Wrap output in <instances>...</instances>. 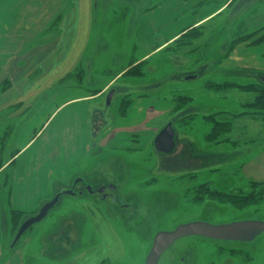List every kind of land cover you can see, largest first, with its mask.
<instances>
[{
	"label": "rangeland",
	"instance_id": "rangeland-1",
	"mask_svg": "<svg viewBox=\"0 0 264 264\" xmlns=\"http://www.w3.org/2000/svg\"><path fill=\"white\" fill-rule=\"evenodd\" d=\"M247 2L236 0L207 27L152 53L161 40L144 38L134 30L129 19L135 12L132 2L95 0L94 28L83 59L91 81L81 83L82 88L97 91L114 76L136 70L113 82L118 91L110 104L113 88L94 103L100 111L97 119L119 123L114 117L120 114L121 88L131 87L130 93L139 88L140 95L127 99L131 106L123 114L128 122L123 119L119 124L139 123L142 134L126 145L133 152L105 148L94 153L92 167L78 169L71 181L54 190L51 200L80 176L96 184L118 182L121 203L132 202L139 209L132 213L109 207L99 196L91 198L85 192L78 197L63 194L49 215L18 242L25 264H145L158 232L196 220L214 225L264 221V185L247 176L259 175L264 168L258 159L264 148V121L256 111L264 113L263 104H257L259 92L230 85L259 84L264 76L262 48L256 49L258 68L254 64L251 73L244 69L248 47L237 44L243 46L241 52L230 53L236 41L250 34L254 18H260V5L245 11ZM84 73L81 67L72 85H79ZM169 123L177 140L171 156L181 153L189 162L195 160L192 154H199L203 158H198L199 167L178 168L155 150L156 136ZM53 246L57 258L42 261L41 253L52 252ZM159 264H264V233L245 244L185 238Z\"/></svg>",
	"mask_w": 264,
	"mask_h": 264
},
{
	"label": "crops",
	"instance_id": "crops-1",
	"mask_svg": "<svg viewBox=\"0 0 264 264\" xmlns=\"http://www.w3.org/2000/svg\"><path fill=\"white\" fill-rule=\"evenodd\" d=\"M128 1L135 9L129 17L134 30L144 38H160L151 51L154 53L169 47L177 38L207 27L236 0ZM256 4L260 5V18H254L250 34L243 36V41H236L230 51L241 52L244 45L248 47L246 73H251L254 64L258 68L257 48H262L261 57L264 56V0H248L244 9L248 11ZM94 9L95 0H0L2 264H25L18 244L12 247L13 229L23 217L22 222L39 212L54 196V190L71 181L78 169L92 167L94 153H103L105 148L111 152H133L135 149L126 145L142 134L137 128L139 123L119 124L123 119L128 122L122 105L133 93L140 95L137 87L133 93L131 87L121 88L120 114L114 117L119 123L97 119L100 111L94 102L113 88L119 76H127V71L114 76L100 90L82 88L81 83L91 81L83 59L94 28ZM241 58L235 54L236 60ZM81 67L85 75L79 77V85H72ZM262 150L258 159L264 166ZM261 169V174L247 176L264 183V168ZM52 242L55 244L54 239ZM52 249L41 253L42 261L57 258L58 252L54 246Z\"/></svg>",
	"mask_w": 264,
	"mask_h": 264
},
{
	"label": "water",
	"instance_id": "water-1",
	"mask_svg": "<svg viewBox=\"0 0 264 264\" xmlns=\"http://www.w3.org/2000/svg\"><path fill=\"white\" fill-rule=\"evenodd\" d=\"M264 83V77L261 78ZM114 90H111L108 96L110 104ZM155 150L163 155H170L176 149V132L173 124L169 123L155 138ZM73 195V192H64L56 195L51 201L44 204L37 215L24 221L12 242L15 247L23 235L36 224L42 222L58 204L60 197ZM264 233V221L261 220H244L227 224L214 225L208 222H190L177 226L171 231L159 232L153 241V246L147 256L146 264H158L164 252L180 239L199 236L219 241H237L252 242Z\"/></svg>",
	"mask_w": 264,
	"mask_h": 264
},
{
	"label": "flooded vegetation",
	"instance_id": "flooded-vegetation-1",
	"mask_svg": "<svg viewBox=\"0 0 264 264\" xmlns=\"http://www.w3.org/2000/svg\"><path fill=\"white\" fill-rule=\"evenodd\" d=\"M112 90L115 91V93L118 91L117 88H113ZM177 141V140H176ZM177 146V144H176ZM175 151V150H174ZM194 152V151H193ZM174 153V152H173ZM170 154V155H163L164 157L168 158L170 157V159L168 161H173L174 162V166H178V168H186V170L188 171L189 167H199L198 166V158L199 159H203L198 153L197 156H194V154H192V158L195 159L193 161H189V162H186L184 161V158L183 156L180 154H177L175 157L174 156H171L173 155ZM160 154V153H159ZM197 158V159H196ZM173 165V164H172ZM201 170V169H200ZM186 171V172H187ZM198 171V170H197ZM77 177V176H75ZM116 181H118L116 179ZM96 181L95 180H92L91 179H87V178H82L80 176H78L77 178H75L71 184V188L70 189H66V190H63L61 193H64V192H73V195L74 197H78V196H83L84 195V192L87 194V196L91 197V198H96V196H99L100 199L102 200L103 203H109V207H119L123 210H130L131 209V212L132 213H137L138 212V205H136L135 203H132L130 202L129 204H122L121 201H122V197H121V189H120V185L118 182H114L115 184H113L112 182L110 183H106V184H96L95 183ZM107 191H110V192H107ZM114 193L116 194V196L114 197ZM58 195V194H57ZM114 197V198H113ZM121 203V204H120ZM198 220L196 221H191V222H197ZM240 221H244V220H240ZM202 222H205V221H202ZM186 223H190V222H186ZM185 223V224H186ZM227 224V223H225ZM162 232V231H161ZM159 233V232H158ZM157 233V234H158ZM156 234V235H157ZM155 235V236H156ZM154 236V238H155ZM193 237H199V236H193ZM189 238V237H187ZM200 238H203V237H200ZM185 239V238H183ZM207 239V238H205ZM182 240V239H180ZM178 240V241H180ZM209 240H212V239H209ZM154 241V239H153ZM177 241V242H178ZM212 241H217V242H225V243H248V242H237V241H219V240H212ZM175 242V243H177ZM174 243V244H175ZM173 244V245H174ZM172 245V246H173ZM153 246V244H152ZM171 246V247H172ZM169 247L165 252L164 254L171 248ZM152 248V247H151ZM151 250V249H150ZM149 254V253H148ZM163 254V255H164ZM162 255V256H163ZM161 256V257H162ZM147 259V258H146ZM161 259V258H160ZM160 261V260H159ZM146 264V262H145ZM159 264V263H158Z\"/></svg>",
	"mask_w": 264,
	"mask_h": 264
},
{
	"label": "trees",
	"instance_id": "trees-1",
	"mask_svg": "<svg viewBox=\"0 0 264 264\" xmlns=\"http://www.w3.org/2000/svg\"><path fill=\"white\" fill-rule=\"evenodd\" d=\"M238 42V41H237ZM236 42V43H237ZM126 73V72H125ZM137 73V71L136 70H134L133 71V69H132V72L129 70V71H127V73H126V75L128 74V75H130V74H136ZM262 78L264 77V76H261ZM231 86H236V87H239L240 89H242V90H244V91H251V90H254V91H256V92H259V97H258V99H257V104H260V102H262V104L263 105H261L262 107H263V109H264V83L261 81L259 84H252V85H246V86H244V85H237V84H230ZM180 102V101H179ZM126 103H128V104H126ZM129 103H130V101H127V99L126 100H124V103H123V105H122V112H126L125 110H127V108H128V106H129ZM182 103V102H181ZM183 110V111H182ZM181 111L182 112H185L186 110H184V108L183 109H181ZM258 113H260L261 115H262V119H263V121H264V113H261L260 111H258V110H256ZM254 183V182H253ZM254 184H257V183H254ZM259 184H261V185H264V183H259ZM15 216H17V217H19V214H16ZM19 226H20V223L18 222L16 225H15V227H14V229H13V232H14V234L13 235H15V233H16V231H18V228H19Z\"/></svg>",
	"mask_w": 264,
	"mask_h": 264
},
{
	"label": "bare ground",
	"instance_id": "bare-ground-1",
	"mask_svg": "<svg viewBox=\"0 0 264 264\" xmlns=\"http://www.w3.org/2000/svg\"><path fill=\"white\" fill-rule=\"evenodd\" d=\"M60 201V200H59Z\"/></svg>",
	"mask_w": 264,
	"mask_h": 264
}]
</instances>
